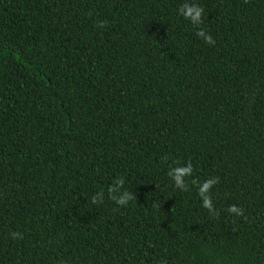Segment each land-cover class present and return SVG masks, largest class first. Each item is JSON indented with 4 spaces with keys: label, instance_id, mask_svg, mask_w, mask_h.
<instances>
[{
    "label": "trees",
    "instance_id": "trees-1",
    "mask_svg": "<svg viewBox=\"0 0 264 264\" xmlns=\"http://www.w3.org/2000/svg\"><path fill=\"white\" fill-rule=\"evenodd\" d=\"M0 264H264V0H0Z\"/></svg>",
    "mask_w": 264,
    "mask_h": 264
},
{
    "label": "clouds",
    "instance_id": "clouds-1",
    "mask_svg": "<svg viewBox=\"0 0 264 264\" xmlns=\"http://www.w3.org/2000/svg\"><path fill=\"white\" fill-rule=\"evenodd\" d=\"M180 15H182L185 19L190 20L193 25L199 26L203 24V13L204 9L196 4H190V3H184L181 5L179 9ZM100 26L103 27V22L100 23ZM196 35L200 38H202L206 43L208 44H214L215 41L213 37L208 34L203 28H200L199 31H197ZM166 159V158H165ZM193 173V167L191 162L187 164V166H180L170 169L168 175L172 178V180L175 183V186L183 191L188 190V186L185 182V177L191 176ZM193 183H196L194 180ZM218 183V178L216 179H208L202 184L198 186V193L200 197L203 200V206L208 209L210 212L215 211L213 207L212 198L210 196V189L213 185ZM124 180L118 179L115 184L108 189L109 193L111 194L110 198L114 200L119 205H127L129 201L134 199V196L132 193L128 191H124L121 195L117 196L115 193H118L120 189L123 188ZM94 203L99 202L102 200V194H99V196H94L92 198ZM228 211L230 213H234L236 215H243L242 209L238 208L237 206L233 205L228 208ZM13 239H16L19 237L20 239L23 238V236L20 233H12Z\"/></svg>",
    "mask_w": 264,
    "mask_h": 264
}]
</instances>
